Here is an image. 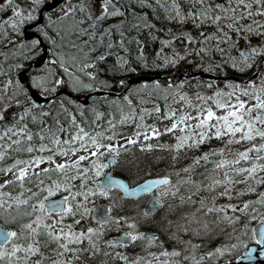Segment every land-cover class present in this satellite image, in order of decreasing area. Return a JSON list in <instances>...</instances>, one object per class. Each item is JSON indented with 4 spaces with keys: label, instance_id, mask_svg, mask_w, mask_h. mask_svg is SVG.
<instances>
[{
    "label": "snow or ice",
    "instance_id": "6c2138e0",
    "mask_svg": "<svg viewBox=\"0 0 264 264\" xmlns=\"http://www.w3.org/2000/svg\"><path fill=\"white\" fill-rule=\"evenodd\" d=\"M148 9L183 30L154 35ZM0 15V264H230L249 241L264 256V0H2ZM181 62L200 79L129 86ZM226 66L243 78L204 79Z\"/></svg>",
    "mask_w": 264,
    "mask_h": 264
},
{
    "label": "trees",
    "instance_id": "16d2710c",
    "mask_svg": "<svg viewBox=\"0 0 264 264\" xmlns=\"http://www.w3.org/2000/svg\"><path fill=\"white\" fill-rule=\"evenodd\" d=\"M153 2H154V0H153ZM138 11H141V10H144V9H140V8H138L137 9ZM148 11V13H149V19H152L153 20V23L157 26V28H162V29H164V31H159V32H154V35H156V36H161V37H165L166 38V33H167V29H169V28H171L172 29V31L175 33V32H177L178 30H183V29H181L180 28V26L179 25H177L176 23H174V22H168V21H166V20H164L163 19V15H162V11L160 10V9H157L156 11H157V14H158V16H159V18H155V17H153L152 16V14H151V9H148L147 10ZM152 17H151V16ZM183 28L184 29H189V30H191V28H192V25H191V22L189 21V22H187L184 26H183ZM193 35H195V32H193ZM148 36H149V33H148V30H144L142 33H141V39L142 40H144L146 43H145V49L147 50H145L146 51V53L148 54V59L149 60H151L152 59V53H153V51H154V49H156L157 47H160L159 45H160V41L157 39V40H149L148 39ZM179 43H178V42ZM176 42H175V44H179L177 47H182L181 46V42L179 41V39L177 40ZM252 42L253 43H256L257 42V38H255V37H253V39H252ZM213 43H215V41H213ZM157 46V47H156ZM240 46L241 47H243L244 46V42H243V40H241L240 41ZM133 47H135L134 45H133ZM171 49L170 48H165L164 49V52H168V51H170ZM149 51V52H148ZM196 63H199V60H197L196 61ZM182 66H181V65ZM178 66H176V67H167V69H163V70H161V69H158V68H156V69H153L152 70V68H147V69H143V68H140V74H154V75H164L165 73H177V71H179V72H182V71H184V69H185V73H189L190 71H196L197 69H196V67H195V64H189V63H187V62H181ZM188 64V65H187ZM185 65H186V67H185ZM137 67H139V65L137 64L136 65ZM173 68V69H172ZM170 69V70H169ZM171 69H172V71H171ZM159 71V72H158ZM161 71V72H160ZM164 73H163V72ZM146 72V73H145ZM150 72V73H149ZM153 72V73H152ZM155 72V73H154ZM157 72V73H156ZM214 73H217V74H223V75H237V76H239L240 77V74L239 73H237L235 70H233V69H231V68H228L227 66L223 69V70H218L217 72H214ZM132 75H134V74H132ZM130 77V76H129ZM128 77V78H129ZM200 77L201 76H192L191 77V79L193 80V81H197V80H199L200 79ZM120 78H124V77H120ZM176 78V77H175ZM241 79L243 78V77H240ZM204 79H207V78H204ZM215 80V79H214ZM219 81H220V83L222 84L223 83V79H219ZM164 82H166V81H164ZM133 84V83H132ZM132 84H130L129 86L131 87V86H134V85H136V84H138V83H134L133 85ZM115 89V90H114ZM110 90H113V91H119V89H118V87H114V88H112V89H110ZM189 90H192V89H189ZM99 95H101L102 96V94H99ZM95 96V95H94ZM111 96H118V95H112L111 94ZM73 99V98H72ZM90 101H91V98H89V100H88V102L87 103H90ZM86 103V104H87ZM159 103L161 104V105H163V103H164V101L163 100H160L159 101ZM145 106H147V107H150L151 105L149 104V105H145ZM71 107H75V105H71ZM107 117H105V119H106ZM151 119H155V117H152V118H150V120H149V122H151ZM126 127H131L130 125H128V126H126ZM168 137L167 136H165V139H167ZM213 143L214 144H218V143H220L219 141H216L215 139L213 140ZM234 147H239V146H234ZM137 151H138V149H137ZM238 187H239V185H238ZM258 193H254V194H246L245 195V197L244 198H250V196H254V195H257ZM226 199V198H225Z\"/></svg>",
    "mask_w": 264,
    "mask_h": 264
},
{
    "label": "water",
    "instance_id": "95a60500",
    "mask_svg": "<svg viewBox=\"0 0 264 264\" xmlns=\"http://www.w3.org/2000/svg\"><path fill=\"white\" fill-rule=\"evenodd\" d=\"M50 2H51V0H50ZM198 73L202 74L203 71H200ZM204 77L217 79V78H220L221 76L209 73V74H205ZM151 78H152V76H150V75L149 76L148 75H137V76L131 77L129 79V81H130V83L131 82H139L142 80H149ZM230 78H236V77L231 76ZM111 93H113V92H110V94ZM71 96H73L74 98H79V99L81 98V95H74L72 93H71ZM249 247H253L255 249L251 254V258H245L242 256V258L240 260H236V259L231 260L230 264H264V256L260 255V247L255 246V245H252ZM243 252L241 253V255L243 254Z\"/></svg>",
    "mask_w": 264,
    "mask_h": 264
},
{
    "label": "bare ground",
    "instance_id": "6f19581e",
    "mask_svg": "<svg viewBox=\"0 0 264 264\" xmlns=\"http://www.w3.org/2000/svg\"><path fill=\"white\" fill-rule=\"evenodd\" d=\"M151 16V15H150ZM152 17V16H151ZM167 31V30H166ZM164 37V36H163ZM178 42V41H177ZM179 43V42H178ZM177 45V44H176ZM179 45V44H178ZM177 45V46H178ZM135 46V45H134ZM160 46V45H159ZM182 46V45H181ZM157 47V46H156ZM158 48V47H157ZM147 49V48H146ZM145 49V50H146ZM147 51V50H146ZM149 52V51H148ZM181 65V64H180ZM183 65V64H182ZM181 65V66H182ZM188 65V64H187ZM185 67H186V65H185ZM144 69V68H143ZM165 69H167V67L165 68ZM164 69V70H165ZM173 69V68H172ZM172 69H171V71H172ZM152 70H153V68H152ZM170 70V69H169ZM184 71H185V69H184ZM184 71H182V72H179V71H177V73H168V74H170L171 76H175V77H177V75H179V77H184L185 78V75L186 74H188V75H190V77H192V76H201V74H199L198 72H200V71H202V69H197L196 71H190L189 73H185ZM159 72V71H158ZM161 72V71H160ZM163 72V71H162ZM146 73V72H145ZM150 73V72H149ZM153 73V72H152ZM155 73V72H154ZM157 73V72H156ZM164 73V72H163ZM139 74H140V72H139ZM233 75V74H232ZM163 76L164 75H160V77L161 78H163ZM240 77H242L241 75H240ZM205 78V77H204ZM134 84V83H133ZM132 84V85H133ZM136 84V83H135ZM135 86V85H134ZM115 90V89H114ZM118 94H120L119 93V91H118ZM84 94H81V96H83ZM93 95H99V93H97V94H93ZM111 95V94H110ZM89 98H91V97H89ZM80 101H84V100H82V98H80L79 99ZM89 100V99H88Z\"/></svg>",
    "mask_w": 264,
    "mask_h": 264
},
{
    "label": "flooded vegetation",
    "instance_id": "af4514ba",
    "mask_svg": "<svg viewBox=\"0 0 264 264\" xmlns=\"http://www.w3.org/2000/svg\"><path fill=\"white\" fill-rule=\"evenodd\" d=\"M86 223H87V222H86ZM111 235L115 236V235H118V233H117V232H112ZM254 243H255V241H249V244H248L247 246H249V245H251V244H254ZM169 246H171V245H169ZM128 250H129L130 252H131V251H135V249H133V248H129Z\"/></svg>",
    "mask_w": 264,
    "mask_h": 264
},
{
    "label": "rangeland",
    "instance_id": "374dc122",
    "mask_svg": "<svg viewBox=\"0 0 264 264\" xmlns=\"http://www.w3.org/2000/svg\"><path fill=\"white\" fill-rule=\"evenodd\" d=\"M0 2H2V0H0ZM3 18V16L2 15H0V19H2ZM181 79H184V77H180ZM173 79H175V78H173ZM81 98H82V100H85V97L84 96H81ZM241 252V249H239L238 250V253H240Z\"/></svg>",
    "mask_w": 264,
    "mask_h": 264
}]
</instances>
